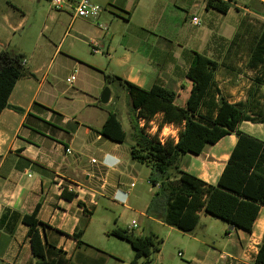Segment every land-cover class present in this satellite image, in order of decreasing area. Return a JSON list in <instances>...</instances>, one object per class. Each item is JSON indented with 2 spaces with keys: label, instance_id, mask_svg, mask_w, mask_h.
<instances>
[{
  "label": "crops",
  "instance_id": "1",
  "mask_svg": "<svg viewBox=\"0 0 264 264\" xmlns=\"http://www.w3.org/2000/svg\"><path fill=\"white\" fill-rule=\"evenodd\" d=\"M222 1L230 4L228 13L207 8L208 0H204L205 15L212 16L217 12L227 17L235 8L238 13H243L237 26L218 28L213 23L206 38L208 40L196 46H187L185 29L188 20L194 27L202 25V22L200 26L192 23L194 17L201 21L198 13L201 4L198 0H152L148 5L145 0L100 1L102 4L99 2L98 5L104 11L95 21L75 18V11L70 6L56 13L51 8L43 23L42 35L37 37L25 31L27 18L22 15L19 4L6 0L7 11L0 18L3 23H0V52L9 49L23 55L26 59L24 69L30 74L18 81L9 98V107L0 116L1 264L36 263L28 238L29 227L23 219L33 214L38 206V220L46 225L40 228L47 243L46 255L57 264H92V260L99 261L101 258L105 259V264H110L111 260L131 264L135 251L128 242L131 249L124 258L119 253L96 249L85 239L94 224L100 198L114 205H123V210L138 213L142 217L140 227L145 223L146 226L150 224L148 228L143 227L141 234H135L134 229L127 225L130 228L127 230L135 236H152L161 240L162 226L170 228L171 232H182L165 224L162 209L159 214L149 213L150 205L140 213L134 209L131 197L127 196L130 186L134 184L130 182L131 153L127 156L122 149L124 143L114 142L101 133L111 111L101 108L99 97L106 86H121L118 81L109 84L106 75L117 76L144 89H151L155 85L167 89L172 87L178 96L181 95L180 89H187L189 97L192 84L190 80L186 81V75L195 53H201L219 64L216 82L223 97L232 104L251 102L249 115H264V88L255 83L261 68L248 66L252 48L264 28L251 35L253 26L251 21H247L248 15L264 20V0H256L253 10L240 6L238 0ZM162 3L168 6H160L157 12V5ZM169 7L174 12L169 11ZM17 13L22 15L21 20L14 18ZM121 23L128 28L123 34L120 33ZM98 24L106 25L107 30L100 29ZM242 26H245L243 30ZM29 28L32 30V25ZM110 29L112 32H109ZM21 30V42L15 44L16 33ZM1 31H8L12 36L5 38V33ZM60 31H64L62 40L58 37ZM45 32H50V35L43 37ZM249 37L248 48H242L239 41ZM70 38L75 43L98 42L101 50L105 51L101 54L102 59L86 67L78 64L77 60L73 61L70 58L75 55L72 44L64 51L66 40ZM32 42L36 43L38 52L30 54L26 44ZM35 58L39 59L41 66H33L32 60ZM48 59L51 61L48 62ZM66 59L88 76H91L89 72L97 74L94 81L90 84L79 80L75 70L67 75L66 87L61 86L56 78ZM58 61L61 64L54 69ZM73 74L76 80L71 85L67 80ZM123 88L129 98L134 145L138 140L139 128L135 120L143 125L137 111H133L128 90ZM113 95L111 91L110 102L114 99ZM158 118L162 119V115L155 119ZM156 130L157 127L152 128L151 134L155 135ZM241 130L264 142V124L244 122ZM236 143L237 137L228 135L216 145H208L200 156L183 155L188 156L189 160L181 162L182 156L180 169L209 185H216ZM93 160L97 162L93 163ZM60 184L63 188L59 187ZM71 194L75 197L68 200L66 197ZM211 217L202 212L195 230L182 232L185 241L182 242V251L178 253L180 260H188V264H218L221 261L227 264H255L264 240V206L252 233L225 223L223 231L230 242L231 252H218L215 259L205 249L209 247L204 240L206 238H200L198 234L204 220ZM117 228L121 227L116 226L111 231ZM101 232L105 233V229ZM80 233L83 244L78 246L75 236ZM207 237L216 244V238ZM194 244L199 247L194 248ZM94 250L96 253L93 254ZM165 259L160 248L157 258L153 260L150 257L148 260L154 261V264H167ZM175 261L176 264H186L178 259Z\"/></svg>",
  "mask_w": 264,
  "mask_h": 264
},
{
  "label": "trees",
  "instance_id": "2",
  "mask_svg": "<svg viewBox=\"0 0 264 264\" xmlns=\"http://www.w3.org/2000/svg\"><path fill=\"white\" fill-rule=\"evenodd\" d=\"M207 8L228 13L231 6L222 0H208ZM23 55L5 49L0 52V116L9 107V98L19 80L28 73ZM252 69L261 68L256 76V86L264 88V30L252 48L248 62ZM219 64L208 56L195 53L186 78L192 87L184 106L176 103L177 93L155 85L141 88L123 81L117 76L106 75L108 83L118 81L128 90L133 111L145 120L146 127L158 115H162L158 133L149 135L145 128L139 131L137 142L131 147V158L141 164L152 165L159 176L151 178L154 186L160 185L149 206V213L164 211L165 224L184 233L197 227L202 212L220 219L226 224L252 233L255 222L264 206V142L241 130L244 122L264 124V115H249L251 102L230 103L222 96L216 82ZM21 111L20 109H17ZM136 123V120H135ZM166 124L181 128L178 141L167 139L162 143L159 133ZM101 133L117 143H125L128 133L115 112H110ZM235 135L237 143L216 185H209L197 176L180 169L183 155L200 156L208 145H216L228 135ZM176 172L179 180L172 179ZM75 197L67 196L68 200ZM39 206L24 223L29 227L28 238L35 257V264H57L46 255V241L40 228L46 226L38 220ZM111 236L128 242L135 251L131 264H138L153 252H159L163 241L156 237H138L124 228L111 231ZM82 233L76 235L78 246ZM1 264V261H0ZM92 264H105V259ZM146 264V263H144ZM255 264H264V240L259 248Z\"/></svg>",
  "mask_w": 264,
  "mask_h": 264
},
{
  "label": "rangeland",
  "instance_id": "3",
  "mask_svg": "<svg viewBox=\"0 0 264 264\" xmlns=\"http://www.w3.org/2000/svg\"><path fill=\"white\" fill-rule=\"evenodd\" d=\"M13 2H17L19 4L20 9L23 11L22 15L26 16V24H25V31H29L30 34L34 35V37H37L38 35H42V30H43V23L45 22L47 18V14L51 11V5L49 0H12ZM97 4H100V1H111V0H93ZM6 0H0L1 7H0V18L2 19L3 16L5 15V12L7 11ZM100 2V3H99ZM199 4H201L198 8V13L201 18L202 25L201 27H194L191 25L190 20H188L187 25H186V33H187V39L185 40V44L187 46H196L198 43H201V41H206L208 39L207 36L209 35V32L212 30L211 25L214 23L218 28H225V27H232V26H237L240 17L243 16V13H238L235 8L231 11V13L226 17L223 16L222 14H217V12L214 13V15L206 16L205 15V8H204V0H198ZM152 3V0H145V4L148 5ZM102 4V3H101ZM238 4L241 6H248L250 9L254 8V5L256 4V0H238ZM160 6H168L166 3L158 4L156 11L159 12V9L161 8ZM109 7V6H108ZM169 11H173L174 9L169 7ZM253 10V9H252ZM109 11V9H108ZM56 13V11H53ZM19 13L14 14V18L17 20H21V16ZM0 19V23H2ZM115 19V17H114ZM247 21H251L252 27V32L251 35L254 34L255 31L261 30L264 28V20H262L261 17L259 16H247ZM3 24V23H2ZM30 25H32V30H30ZM52 27V26H51ZM245 26H242V30L244 29ZM128 28L125 24L121 23L120 26V33L123 34L127 32ZM109 32H112L110 29ZM1 33H5L4 37L12 36V33L6 31H1ZM23 31H19L16 33V36L14 38V42L19 43L21 42L19 40V37L22 35ZM196 33L198 34L196 36ZM202 33L200 36L199 34ZM10 34V35H9ZM45 36H49L50 32H45ZM64 31H60L58 34V37L60 40H62ZM45 38H43L44 41ZM251 38L249 37L247 40H240L239 43L242 48H248L249 45V40ZM40 42V41H39ZM88 43V42H87ZM36 43L32 42L30 44H26V48L29 51L30 54L38 52V49L36 48ZM39 44V43H38ZM72 44V47L75 49V55L74 57H70L71 59L77 60L78 64H81L83 66H90L92 62H95L96 60L102 59V53H95L94 49L91 47L92 44H85V43H75L73 39H68L66 40V44L64 47V51L67 50L68 46ZM102 52L105 53V51L102 49ZM77 57V59H76ZM95 57V59H94ZM27 59L29 60L30 57L27 55ZM51 61V59H48ZM32 64L34 67L41 66V62H39L38 58H35L32 60ZM61 64L60 61L56 62L54 69H56L59 65ZM86 70V68H83ZM68 70H70L68 72ZM77 70V78L79 80L86 81L88 83H92L94 81V77H96L97 74L91 73V76H88L84 73V70H80L77 67H73L71 60L66 59L62 71L57 75L56 80L58 83L62 86L66 87V79L67 75L73 73V71ZM80 70V73H79ZM98 77H100L98 75ZM187 79V78H186ZM186 81H189L188 79ZM110 84V83H109ZM106 88H109L111 91H113V97L114 99L109 102L108 104H102L101 103V96ZM169 89L175 90L172 87H168ZM105 89H103L100 97H99V105L101 106L102 109L106 111H112L115 112L119 115L120 120L122 121L124 128L126 132L128 133V138L127 141L122 145V149L124 153L128 156L130 155V148L132 144L134 143L133 141V133L134 130L131 125V116H130V107H129V98L127 95L126 90L119 86V85H111V86H106ZM180 94L177 97L176 103L179 106H184L187 102L188 99V92L187 89L186 91H181L180 89ZM161 118H158L157 121L155 122L154 125H150V127H142L139 121L137 125L139 126L138 132L141 131V129L145 128L146 133L149 135H153V131L151 132L152 128L157 127L160 124ZM158 129V128H157ZM179 130V128H178ZM158 130H156L154 133L157 134ZM178 136L179 132L176 130H166L165 135L166 136H161L162 132L159 133V137H165L166 139H172V134ZM192 157V154H189V157ZM188 157V156H187ZM185 156L182 157L181 162L188 161L189 158ZM130 166L132 170V179H130V182L134 183V187L130 186V191L127 190L125 191L127 193L128 198L131 197L132 201L131 203L134 204L133 207L137 212H143L146 207H148L152 200L154 199L155 195L158 192H161V187L160 185L154 186L151 183V178H155L158 175V173L155 172L153 169L152 165H147V164H141L137 161H134L130 158ZM172 179L174 181L179 180V176L176 172H172ZM137 196V197H136ZM134 199V200H133ZM118 220H120L118 222ZM133 220H135L138 224V227L134 229L133 232L135 234H141L143 233V227H150V224L146 223L143 224L141 227L139 226L140 221L142 220V217L137 213H133L128 210H123V205H114L112 202H109L107 199L100 198L99 199V205L97 208L96 213L94 214V224L91 226V228L88 230L86 240L88 242H91V244L96 247V249L102 250L104 252H113V253H119L121 254L122 257L127 258V254L130 252V245L127 242L121 241L113 236L110 235L111 230L115 228L116 226L124 228V229H130L127 225H130V227L133 224ZM118 222V223H117ZM207 224L205 227L204 225ZM225 222L222 220H217L214 217L207 218L204 220L201 228L198 231L199 237L200 238H206V242L209 244V247H206V250H209L213 259L218 257V252L223 253V252H228L230 253V242H228V237L224 233L223 228H224ZM105 229V233H102L101 231ZM171 232L170 228L162 226L160 228V236L161 240H163L164 243L160 246L161 250L163 251L165 255V262L167 264H176L175 259H178L179 261L180 258L178 257V253L182 251L183 244L182 242L185 241V238H183V233L179 232L177 230H172ZM208 235H210L212 238H216V244L212 243L210 239H208ZM194 248H198L199 246L197 244L193 245ZM214 250H217L215 252ZM96 253L95 250L93 251V254ZM112 253V254H113ZM213 253V254H212ZM158 252H153L151 255V258L154 260L157 258ZM217 255V256H216ZM226 259V258H224ZM184 263L188 264V260H182ZM181 261V262H182ZM212 261V259H211ZM127 262V261H126ZM154 264L155 262H148L146 258L140 259V264ZM110 264H121L115 262V260H111ZM127 264H129L127 262ZM158 264V263H157ZM218 264H227L226 261H221Z\"/></svg>",
  "mask_w": 264,
  "mask_h": 264
},
{
  "label": "built area",
  "instance_id": "4",
  "mask_svg": "<svg viewBox=\"0 0 264 264\" xmlns=\"http://www.w3.org/2000/svg\"><path fill=\"white\" fill-rule=\"evenodd\" d=\"M49 2H50L52 10H54V11H62L66 7L70 6L75 11V16H74L75 18L89 20V21L98 20L104 11V9L100 5L95 3L93 0H49ZM192 23L195 26L201 25V21L197 17H194L192 19ZM97 26L103 30H107V28H108L106 25H102V24H98ZM91 47L94 49L95 53H102L101 46L98 42H96V41L92 42ZM75 80H76V75L73 74L72 76H70V78H68L67 82L72 85L75 82ZM140 121H141L143 127H145L146 126L145 120L141 119ZM156 121H157L156 119H153L149 124L154 125ZM160 123H161V121H160ZM159 125L157 126V128H159ZM178 128H179V130H178ZM166 130H176V131L180 132L181 128L174 125V124H166L163 126V129L161 131L162 132L161 136H166L165 135ZM172 135H173L172 139H174L177 142L178 136H176L174 134H172ZM159 139L162 143H165L168 138L166 139L165 137L164 138L159 137ZM96 162H97L96 160H93V163H96ZM134 186L135 185L132 184V187H134ZM59 187L63 188V185L60 184ZM137 227H138V224L136 221H134L132 226H131V229H136Z\"/></svg>",
  "mask_w": 264,
  "mask_h": 264
},
{
  "label": "water",
  "instance_id": "5",
  "mask_svg": "<svg viewBox=\"0 0 264 264\" xmlns=\"http://www.w3.org/2000/svg\"><path fill=\"white\" fill-rule=\"evenodd\" d=\"M111 100V90L106 88L101 96V103L108 104Z\"/></svg>",
  "mask_w": 264,
  "mask_h": 264
}]
</instances>
